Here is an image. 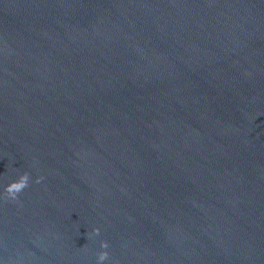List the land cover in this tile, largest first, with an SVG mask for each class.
Masks as SVG:
<instances>
[{"label":"water","instance_id":"water-1","mask_svg":"<svg viewBox=\"0 0 264 264\" xmlns=\"http://www.w3.org/2000/svg\"><path fill=\"white\" fill-rule=\"evenodd\" d=\"M0 264H264V0H0Z\"/></svg>","mask_w":264,"mask_h":264},{"label":"clouds","instance_id":"clouds-1","mask_svg":"<svg viewBox=\"0 0 264 264\" xmlns=\"http://www.w3.org/2000/svg\"><path fill=\"white\" fill-rule=\"evenodd\" d=\"M26 182H27L26 176L20 177L18 181L13 182V187L18 191L19 189L26 186ZM105 255L106 254H101L99 259L103 260L105 258Z\"/></svg>","mask_w":264,"mask_h":264}]
</instances>
